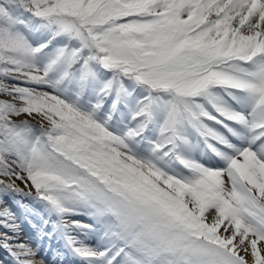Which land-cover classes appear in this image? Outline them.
<instances>
[{"label":"snow or ice","instance_id":"6c2138e0","mask_svg":"<svg viewBox=\"0 0 264 264\" xmlns=\"http://www.w3.org/2000/svg\"><path fill=\"white\" fill-rule=\"evenodd\" d=\"M0 250L264 264V0H0Z\"/></svg>","mask_w":264,"mask_h":264},{"label":"rangeland","instance_id":"374dc122","mask_svg":"<svg viewBox=\"0 0 264 264\" xmlns=\"http://www.w3.org/2000/svg\"><path fill=\"white\" fill-rule=\"evenodd\" d=\"M20 186L21 187H24V185H22V184ZM27 202L28 201H25V203H27ZM31 224H34V229L35 230H32V232H34V233L30 235V233H28V232L26 233L25 231H23V235H24L25 238H28L30 236L31 237H35L38 234V232H39V228L41 227V225L39 223L38 218L36 220H33ZM23 228H24V225H23ZM50 243H51V246H52L51 251H48V248H46L48 245H47V243H44L45 244V250L48 251V255L49 256H51L52 253L60 247V245H58L56 243V241H55V243H56L55 245L52 244V241ZM0 255H4V253L2 252V250H0ZM39 260H40V257L37 258L38 264H39Z\"/></svg>","mask_w":264,"mask_h":264},{"label":"bare ground","instance_id":"6f19581e","mask_svg":"<svg viewBox=\"0 0 264 264\" xmlns=\"http://www.w3.org/2000/svg\"><path fill=\"white\" fill-rule=\"evenodd\" d=\"M32 230H35V229H34V224H25V225H24V231H25L26 233L28 232V233H30V235H31V234L34 233V232H32ZM44 243H47V245H48L50 242L46 240V242H44ZM52 244L55 245V244H56L55 241H52ZM46 248H47V247H46Z\"/></svg>","mask_w":264,"mask_h":264}]
</instances>
